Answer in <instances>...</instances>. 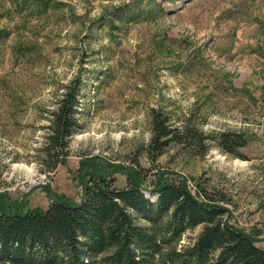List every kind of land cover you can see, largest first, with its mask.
Instances as JSON below:
<instances>
[{
    "label": "rangeland",
    "instance_id": "rangeland-1",
    "mask_svg": "<svg viewBox=\"0 0 264 264\" xmlns=\"http://www.w3.org/2000/svg\"><path fill=\"white\" fill-rule=\"evenodd\" d=\"M64 94L61 151L47 137ZM97 179L153 200L180 183L264 251V0H0V212L79 202ZM202 229L137 256L173 264Z\"/></svg>",
    "mask_w": 264,
    "mask_h": 264
},
{
    "label": "trees",
    "instance_id": "trees-1",
    "mask_svg": "<svg viewBox=\"0 0 264 264\" xmlns=\"http://www.w3.org/2000/svg\"><path fill=\"white\" fill-rule=\"evenodd\" d=\"M68 95L51 112L48 126V144L61 151L76 123V102ZM153 125L154 139L168 135L156 112ZM144 191L97 179L84 186L79 202L57 200L46 209L0 212V264H143L138 253L156 254L169 235L201 223L194 243L170 256L173 264H264V251L224 220L218 203L199 200L180 183L149 188L155 200ZM130 210L150 226L136 224Z\"/></svg>",
    "mask_w": 264,
    "mask_h": 264
}]
</instances>
